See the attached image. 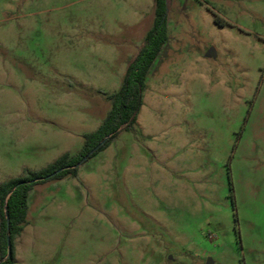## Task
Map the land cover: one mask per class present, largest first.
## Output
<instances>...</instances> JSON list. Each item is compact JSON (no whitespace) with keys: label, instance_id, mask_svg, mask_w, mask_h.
I'll return each mask as SVG.
<instances>
[{"label":"rangeland","instance_id":"1","mask_svg":"<svg viewBox=\"0 0 264 264\" xmlns=\"http://www.w3.org/2000/svg\"><path fill=\"white\" fill-rule=\"evenodd\" d=\"M154 20L0 0V182L79 153ZM167 36L137 123L30 192L17 264H264V0H167Z\"/></svg>","mask_w":264,"mask_h":264},{"label":"trees","instance_id":"2","mask_svg":"<svg viewBox=\"0 0 264 264\" xmlns=\"http://www.w3.org/2000/svg\"><path fill=\"white\" fill-rule=\"evenodd\" d=\"M167 40V0H155L154 25L128 66L121 88L110 96L111 110L96 131L84 136L79 153L74 156L64 154L40 171L26 169L24 177L0 182V262L7 255L8 240L12 250L11 256L0 264H17L15 241L27 223L28 198L34 187L68 176L77 177L79 164L106 150L123 127L129 130L137 123L143 107L147 75Z\"/></svg>","mask_w":264,"mask_h":264},{"label":"water","instance_id":"3","mask_svg":"<svg viewBox=\"0 0 264 264\" xmlns=\"http://www.w3.org/2000/svg\"><path fill=\"white\" fill-rule=\"evenodd\" d=\"M207 57H210V58H213V57H215V53H214V49H210L209 51H208V53H207ZM84 161H85V159H84ZM80 165H82V163L81 164H79L78 166H80ZM11 195V193L9 194V196ZM8 196V197H9ZM7 220H8V223H9V219L7 218ZM11 254H12V250H11V243H10V240H8V251H7V255H6V257L1 261V262H3L4 260H6V259H8L10 256H11ZM0 262V263H1Z\"/></svg>","mask_w":264,"mask_h":264}]
</instances>
